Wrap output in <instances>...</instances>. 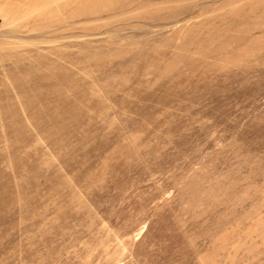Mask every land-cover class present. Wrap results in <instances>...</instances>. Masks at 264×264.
<instances>
[{
    "label": "rangeland",
    "instance_id": "obj_1",
    "mask_svg": "<svg viewBox=\"0 0 264 264\" xmlns=\"http://www.w3.org/2000/svg\"><path fill=\"white\" fill-rule=\"evenodd\" d=\"M0 264H264V0H0Z\"/></svg>",
    "mask_w": 264,
    "mask_h": 264
}]
</instances>
